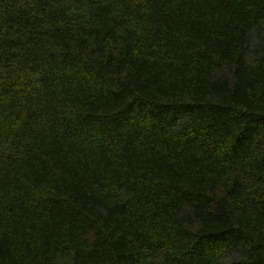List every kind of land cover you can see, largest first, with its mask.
<instances>
[{"label":"trees","instance_id":"1","mask_svg":"<svg viewBox=\"0 0 264 264\" xmlns=\"http://www.w3.org/2000/svg\"><path fill=\"white\" fill-rule=\"evenodd\" d=\"M0 264H264V0H0Z\"/></svg>","mask_w":264,"mask_h":264}]
</instances>
